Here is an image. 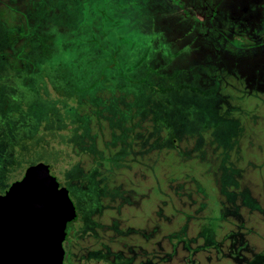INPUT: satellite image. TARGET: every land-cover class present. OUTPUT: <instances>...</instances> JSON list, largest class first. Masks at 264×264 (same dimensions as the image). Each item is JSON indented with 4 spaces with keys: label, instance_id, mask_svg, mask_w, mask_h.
Returning a JSON list of instances; mask_svg holds the SVG:
<instances>
[{
    "label": "rangeland",
    "instance_id": "obj_1",
    "mask_svg": "<svg viewBox=\"0 0 264 264\" xmlns=\"http://www.w3.org/2000/svg\"><path fill=\"white\" fill-rule=\"evenodd\" d=\"M70 1L0 0V40L4 29H12L13 49L0 50L10 71L22 69L25 54L38 56L41 47L31 42L41 32L62 28L61 20L49 25L47 18L58 4ZM88 1L87 22L97 37L111 43L120 35L122 43L152 41L155 60L172 74L170 89L153 104L172 105L177 141L164 148L161 130L144 119L142 110L128 131L104 123L103 132L91 127L86 132L84 108L75 105L66 112L67 97L34 65L25 68L31 79L25 75L16 84L14 75L0 86V114L17 113V139L39 142L35 158L33 146L21 141L18 149L29 156L23 157L18 178L43 163L68 191L63 202L77 216L71 230L76 259L102 255L119 264H264V0H221L225 8L215 13L209 0ZM74 4L61 15L72 17L75 11L76 16L79 1ZM124 6L134 14L126 17ZM142 8L143 17H154L150 27L135 16ZM104 9L110 19L100 15ZM238 20L244 22L241 35ZM54 45L39 49L40 55L48 59L61 53ZM1 76L11 77L7 67L0 66ZM108 95L99 93L109 101ZM124 100L126 106L129 99ZM114 115L110 108L107 118ZM40 130L48 136L33 138ZM51 133L62 136L63 144L50 143ZM66 136L76 139V148L66 144ZM43 139L47 145L40 144ZM9 147L0 145V164L17 157ZM46 190L42 183L35 191L43 197Z\"/></svg>",
    "mask_w": 264,
    "mask_h": 264
},
{
    "label": "trees",
    "instance_id": "obj_2",
    "mask_svg": "<svg viewBox=\"0 0 264 264\" xmlns=\"http://www.w3.org/2000/svg\"><path fill=\"white\" fill-rule=\"evenodd\" d=\"M77 1H79V9L76 16L74 15L75 11L72 12V17L66 16L67 14L61 15L62 11L65 13V11L75 9L74 2ZM87 1L88 0H71L70 3L61 2L58 4L56 8L57 11L54 10L52 15L47 18V21L48 24L51 25L56 24L55 22H57V20H61L60 24L62 28L57 29L58 31L56 30V32H52L53 34L41 32L42 36H40L41 34L38 35L36 38L37 40L33 39L31 42L34 45L33 47L40 45V47L45 50L48 49V47H56V45H54L56 42L57 49L55 50L57 52L62 51L65 55L62 52L56 53L53 50L55 53H53V55L51 54L48 59H45L40 55L42 49L39 48L41 51L39 52V49L36 51L38 56L25 54L21 57L20 60L24 62V64L21 62V70L10 71L8 61L0 54V66L7 67L11 76L10 78L1 76L0 86L3 87L4 85L7 86L10 84L11 81L9 80H13L16 75V84H19L18 80L23 77L25 78L27 76L31 79V74H25V68L37 65V67L43 71L40 76L43 79H49L51 87H53L54 90L58 89L59 92H62V94L67 97L66 99L69 100L66 112L73 111L75 105L76 107L80 105L84 108L86 119L84 118L82 122L84 123V130L86 132L91 127L93 131L99 134L106 129L104 123L107 124V128L109 129L122 131L123 128L128 131L129 129L126 127L135 120L136 114L141 116L139 111L142 110L145 116L144 119L149 121L151 119L155 126L157 128L159 127L158 130H161L164 148L168 146L170 149L172 147V140L177 141L176 137L172 138V122L170 119V108H168L172 105H154L153 99H155V97H163V94L165 92L167 93L170 89L172 84L171 72L162 68L155 60L154 55L157 52L152 51V41L138 43V41L134 39L126 40L122 43L123 37H120L122 36L120 35L117 43H115V41L111 43L106 38L102 39L97 37L96 31L92 30L91 25L87 22L89 17L86 16L91 12L90 9V11H87V8L85 9L84 5ZM88 2H91V0ZM92 5L93 4H91V6ZM121 10H124L123 13H126V17L128 12L132 13L127 6H124ZM138 11L139 10H136L135 12ZM101 13L100 15L104 16L105 19L111 18L108 17L105 9L101 11ZM142 13L143 8L135 16L141 19L144 15ZM93 17L92 15L90 20H94ZM153 18L151 14H149V16H144L143 26H145V28L152 26ZM63 20L66 21L63 22ZM4 33L7 39L5 36L3 37ZM11 33L12 29H4L1 33L3 40H0V50L7 47L13 49V45H10ZM59 33L64 34L61 36ZM49 36L52 44L45 45ZM106 43L108 45H106ZM126 48L127 51L124 52ZM162 84H168V87L163 88ZM113 91L121 92L122 96L115 95V97H113ZM160 91L162 92L159 93ZM99 93H101L102 96L109 94L110 100H106L107 98L102 99V96L99 97ZM160 94L162 95L160 96ZM125 98L129 99L126 106L123 104ZM16 100L18 104L24 103L22 99ZM102 100H104V102ZM13 105L16 106V103ZM110 108L115 114L113 119L107 118ZM16 115L17 113L15 112L0 114V145L5 144L8 147L14 148L13 155L17 151V157H15V154L8 163L0 164V192L4 190L13 175L18 174L17 169L23 164V157L29 156V152L18 149L21 141L33 146L30 153L32 157L36 158L38 150V139L31 140L32 137L17 139ZM96 122L99 124V128L93 127V123ZM44 132L47 131H38V134L33 138L40 137L41 139H45L48 135ZM52 134L53 133L49 135L51 139L50 143L56 142L57 144H63L64 140L62 136L51 137ZM44 139L40 141V144L47 145V141ZM66 139H68V143L66 144H71L76 148V139H74L73 136H66L65 140ZM134 139L135 138L132 137L131 142ZM106 143L111 145V141H107Z\"/></svg>",
    "mask_w": 264,
    "mask_h": 264
},
{
    "label": "water",
    "instance_id": "obj_3",
    "mask_svg": "<svg viewBox=\"0 0 264 264\" xmlns=\"http://www.w3.org/2000/svg\"><path fill=\"white\" fill-rule=\"evenodd\" d=\"M42 183L43 197L35 191ZM67 197L46 165L27 169L0 200V264H67L64 232L77 217L64 205Z\"/></svg>",
    "mask_w": 264,
    "mask_h": 264
},
{
    "label": "flooded vegetation",
    "instance_id": "obj_4",
    "mask_svg": "<svg viewBox=\"0 0 264 264\" xmlns=\"http://www.w3.org/2000/svg\"><path fill=\"white\" fill-rule=\"evenodd\" d=\"M209 2H211L210 5L213 6L211 10L214 13L219 12L220 9L222 8H225L224 7L225 5L221 2V0H209ZM236 25L235 26L237 27V34L241 35L242 28L244 27V22H242L241 20H238V22H236ZM238 38H241V37L238 36ZM22 178H23V175L18 178V174H14L13 177L9 180L4 190L0 192V200H1V197L5 196L7 192L11 191L13 189V186L17 183V181L19 180L21 181ZM14 193H15V190H14ZM76 220H77V217L73 221L68 222L66 226V230L64 232V244H65V250L67 252V257H66L67 264H119L117 261V258L115 257L106 258V256H102V255H94L93 257L86 258L84 260L80 258L76 259V254L72 250L73 245L71 243V232H72L71 230Z\"/></svg>",
    "mask_w": 264,
    "mask_h": 264
}]
</instances>
